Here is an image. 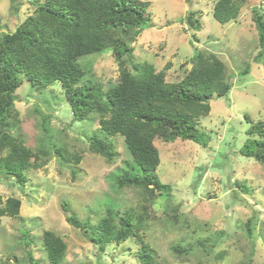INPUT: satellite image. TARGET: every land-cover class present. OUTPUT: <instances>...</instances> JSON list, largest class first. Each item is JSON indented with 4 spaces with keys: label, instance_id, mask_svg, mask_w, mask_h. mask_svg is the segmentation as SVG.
Listing matches in <instances>:
<instances>
[{
    "label": "rangeland",
    "instance_id": "374dc122",
    "mask_svg": "<svg viewBox=\"0 0 264 264\" xmlns=\"http://www.w3.org/2000/svg\"><path fill=\"white\" fill-rule=\"evenodd\" d=\"M149 1L151 25L133 43L135 56L157 70L164 69L166 80L174 82L192 67L198 50L211 51L225 62L232 88L227 96L213 98L210 114L199 121L210 136L207 146L190 139H155L161 156L157 174L171 184L172 191L146 202L149 214L140 233L165 263L264 264V165L240 152L252 124L247 116L253 122L264 120V63L253 59L261 49L253 9L264 13V0H244L238 19L227 23L213 16L216 0H192L190 4L185 0ZM33 10L30 0H0L1 30L14 31ZM189 10L198 12L201 29L193 30L182 20ZM112 50L78 58L86 72L83 82L99 81L104 88L118 82L120 70ZM247 64L250 70L243 73ZM17 93L21 122L14 135L34 150L50 141L62 144L69 155L79 154L81 160L65 162L50 149L42 166L26 171L24 185L0 173L3 198L15 196L22 201L18 216L2 218L0 258L11 264H30L27 252L31 251L40 264H51L43 243V232L50 229L67 242L63 264H138L141 243L136 237L100 249L88 240L83 228L67 221L74 214L82 223L95 224L108 207L122 214H140L145 203L141 191L119 188L115 181L134 164L124 137L104 133L96 116L75 120L59 82L39 91L25 80ZM36 105L41 114L49 116L48 132ZM95 133L113 141L117 152L113 162L90 151V137ZM237 181L247 184L249 192ZM250 217L252 235L247 229ZM177 244L192 246L186 260L173 252ZM223 250V258L216 260Z\"/></svg>",
    "mask_w": 264,
    "mask_h": 264
},
{
    "label": "trees",
    "instance_id": "16d2710c",
    "mask_svg": "<svg viewBox=\"0 0 264 264\" xmlns=\"http://www.w3.org/2000/svg\"><path fill=\"white\" fill-rule=\"evenodd\" d=\"M20 1L11 0L13 3ZM243 1L216 0L214 18L221 23L237 20ZM30 2L34 5L33 13L24 18L14 31H3L0 26V173L15 177L19 184L24 185L26 171L42 166L50 149H54L65 162H80L81 156L69 155L62 144L50 141L48 146L41 144L34 150L14 135V129L21 122L16 101L23 82L30 81L39 91L59 82L75 120L96 116L104 133L124 137L134 164L124 169L115 181L119 188L139 189L145 200L137 215L131 211L122 214L118 209L108 207L107 214L95 224L89 220L82 223L74 214H69L67 221L83 228L88 240L99 245L100 249L109 243H121L136 237L141 243L138 264H171L158 260L140 233L144 217L149 214L146 202L161 195H170L172 191L171 184L162 182L157 174L161 156L155 139L161 137L166 142L190 139L202 146L209 144L210 136L199 127V121L210 114L212 99L227 96L232 88L225 62L214 52L198 50L192 57V67L185 75L178 81L169 82L164 69L157 70L147 60L140 61L135 56L133 43L142 30L151 25L149 0ZM253 11L261 48L253 59L264 63V13L255 7ZM199 19L195 10H189L182 18L193 30L201 29ZM107 48L113 49L119 65L118 82L108 88L99 81L83 82L86 72L78 58ZM249 70L247 64L243 73ZM35 111L41 115L43 129L48 132L49 116L41 114L37 105ZM247 118L252 124L247 129L248 137L240 152L264 165V120L253 122L249 116ZM89 149L108 162H113L117 155L113 141L97 133L91 135ZM237 184L244 192H249L247 184L239 181ZM21 204L18 197L4 199L0 194V227L4 216L19 215ZM64 209L69 211L67 205ZM252 221V217L247 220L249 235L253 234ZM23 234L29 244V231L25 230ZM43 243L49 262L63 264L68 246L64 238L46 229ZM192 249L191 245L172 246L173 252L185 260ZM224 255L223 250L215 259ZM27 260L30 264H40L31 251L27 252ZM0 264L11 263L0 258Z\"/></svg>",
    "mask_w": 264,
    "mask_h": 264
}]
</instances>
